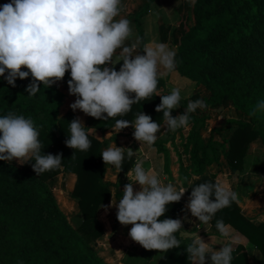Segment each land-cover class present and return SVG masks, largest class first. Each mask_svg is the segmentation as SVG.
I'll list each match as a JSON object with an SVG mask.
<instances>
[{"label":"trees","instance_id":"1","mask_svg":"<svg viewBox=\"0 0 264 264\" xmlns=\"http://www.w3.org/2000/svg\"><path fill=\"white\" fill-rule=\"evenodd\" d=\"M155 1L147 0L142 12L136 15L140 51L147 43L141 20L153 9ZM192 15L194 24L182 34L176 48V70L209 93L205 100L207 107L215 108L229 102L245 114L249 122L224 121L205 141L203 132L209 118L191 113L186 127L168 131L155 143L158 152L167 159L168 173V147L175 152L179 160V181L188 196L192 187L216 182L213 176L190 186L191 176L204 175L208 168L219 165L222 160L234 174L247 172L249 153L256 142L263 146L260 174L264 178V111L256 110L257 102L264 100V0H196ZM64 79H71L70 72ZM31 82L30 75L27 79L17 78L12 86L0 77V116L13 112L31 118L40 130L42 153L62 154L63 160L58 169L40 175L32 168L34 161L22 167L0 161V264H107L98 247V240L104 236L99 213L103 205L110 204L112 194L111 184L105 181L109 165L101 156L104 142L95 132L105 134L114 128L117 119L133 121L136 113L142 111L163 125V114L155 110L161 97L141 100L123 117L106 121L91 117L85 125L93 128L89 136L91 147L79 151L65 144L69 138V122L77 116L72 111L61 114L65 101L63 92L55 84L47 88L41 82L36 95H29L26 88ZM158 87L162 95L168 94L164 80H159ZM186 106L187 103L181 101V107L173 109L172 115L184 113ZM223 131L229 137L221 142L215 140V135H222ZM183 155L189 157L190 166L184 165ZM134 165L125 152L121 173H127ZM60 174L76 176L72 198L77 201L80 213L73 222L62 211L49 185V181ZM182 210V202H175L169 205L161 219H177ZM219 219L245 236L264 258V223L254 224L243 215L237 201L218 211L211 225L215 227ZM176 235L181 239V246L164 252L156 264H189L185 246L191 242L179 233ZM155 251L143 248L139 257L134 255L140 263L133 264H148L154 259ZM233 256L232 264H249L242 246L234 250ZM125 264L131 263L125 261Z\"/></svg>","mask_w":264,"mask_h":264},{"label":"clouds","instance_id":"2","mask_svg":"<svg viewBox=\"0 0 264 264\" xmlns=\"http://www.w3.org/2000/svg\"><path fill=\"white\" fill-rule=\"evenodd\" d=\"M121 9L122 0H11L0 5V77L15 86L17 78L31 75L26 91L34 96L41 82L51 87L70 72L69 93L76 97L71 109L105 121L126 116L141 100L160 96L161 103L155 110L163 114V125L142 111L133 121L117 119L114 126L118 132L134 127L135 140L152 146L162 129L186 127L190 114L207 108V104L189 100L184 113L172 115L185 97L179 88L162 95L158 84L176 70L177 53L165 43L154 42L144 44V54H140L137 43H128L133 36L131 21L117 19ZM121 61L117 71L115 65ZM256 110L264 111V100L257 102ZM92 131L76 117L69 122L66 146L89 150ZM39 136L40 130L31 118L13 112L0 116V161H34L32 168L37 175L58 169L62 154L42 153L44 146ZM125 151L129 159L136 153L131 148L109 146L101 156L106 165L122 171ZM126 175L130 183L124 185L122 198L116 201L112 194L111 204L102 207H115L119 223L131 225L130 238L143 248L160 253L179 248L181 239L176 234L184 237L187 232H181L183 220L161 217L169 205L181 201L187 190L178 191L172 183H164L142 162L135 163ZM137 183L141 186L138 191L134 188ZM237 199L238 193L221 182H204L192 187L186 209L207 225L218 211ZM215 227L229 243L217 249L200 236L193 238L185 246L189 264H208L209 255L211 264H232L233 245L238 238L222 219L216 221Z\"/></svg>","mask_w":264,"mask_h":264},{"label":"crops","instance_id":"3","mask_svg":"<svg viewBox=\"0 0 264 264\" xmlns=\"http://www.w3.org/2000/svg\"><path fill=\"white\" fill-rule=\"evenodd\" d=\"M10 2L11 0H0V5ZM195 2L196 0H156L153 9L141 20V25H143L145 30L147 43L162 42L176 52L182 34L194 24L192 9ZM146 3L147 0H122L121 13L120 16L117 17V19L126 18L131 21L133 36L128 43H137V51H140V41L135 25L136 15L142 12ZM140 54L142 53L140 52ZM109 66L111 67V65ZM115 67L118 71L121 66L117 64ZM161 79L166 83L167 93H169L172 88H179L181 90V95L185 97L182 101L188 103L189 100H202V98H198V96L193 94L191 90V88L200 89L201 87H198L192 81L187 82L185 80L186 78L182 77L177 70ZM67 82V80L63 79L62 81L55 83L65 95L61 114L65 115L69 111H72L86 125L91 116L86 115L80 110L73 111L71 109L70 105L75 102L76 97L69 93ZM208 97L209 94L205 95L203 101L205 102ZM192 114L197 116L207 115L209 118L207 120V129L203 132L205 141H208L211 138L212 131L218 129L220 123L224 121L242 120L249 122V120L244 118L238 119L235 114V108L232 107L229 102H225L222 106L215 108H198ZM134 131V127L130 126L120 132L112 128L105 134L95 132V135L104 142L103 151L109 146L131 148L136 152L132 157V160L135 163L142 162L145 169H152L159 175L164 183H172L178 191L180 189H185L183 184L179 181V160L175 152L168 147V173L166 172L167 159L164 154L158 152L155 144L152 146L147 144L141 145L140 142L135 140L133 136ZM167 132L168 131L162 129V133L158 134L159 138L157 141ZM187 133L188 130H186L185 135H187ZM221 134L222 135L216 134L215 140L221 142L223 138L229 137V134L224 131ZM258 144L261 145V148L253 152L252 149L250 150L249 170L247 172L234 174L229 169L227 162L222 160L219 165L208 168L204 175L200 177L191 176L189 180V185L192 186L202 179H211L215 176L216 181L221 182L226 187L238 193L237 203L241 208L243 215L251 219L256 225L264 223V178L260 174V168H262L263 165V146L261 142H256L254 145ZM182 159L185 166H190V159L188 156L183 155ZM8 162L17 167H22L24 165L18 163L16 160ZM105 181L111 184L110 191L116 201H119V199L122 198L124 185L130 183L126 173H121L120 170L112 165H109L107 169ZM75 184L76 176L69 174H60L49 181L50 187L54 191H57L56 195L58 196L61 209L70 222H72L71 218H76L80 213L77 201L72 198ZM134 188L138 191L141 186L137 183L134 185ZM112 198L113 197H111V202ZM188 199L189 196L185 192L180 201L183 204V210L178 217L183 220V229H181V232L184 230L187 231L182 238L192 242L193 238L200 236L205 242L210 243V247L217 249L222 247L223 244L229 243L228 240L219 234L217 229L212 226L210 222L209 224L204 225L199 222L198 218L191 215L190 210L186 209ZM116 212L117 209L111 207L107 210L104 208L99 213V220L104 228V236L98 240V247L101 250L102 257L107 264H125V261H129L131 264L138 263L139 261L134 258V255L139 257L142 253L143 247L130 238L128 233L131 225H121L117 220ZM185 216H187V219H184ZM230 229L232 235L238 238V242L233 245L234 250H236L237 247L242 246L246 251L249 264H264L262 252L232 226H230ZM163 253L156 250L154 259L148 264H156ZM131 255L133 257H131ZM208 264H211L210 255L208 258Z\"/></svg>","mask_w":264,"mask_h":264},{"label":"rangeland","instance_id":"4","mask_svg":"<svg viewBox=\"0 0 264 264\" xmlns=\"http://www.w3.org/2000/svg\"><path fill=\"white\" fill-rule=\"evenodd\" d=\"M187 82H191L189 79H185ZM198 88V87H197ZM191 90H192V93L193 94H195L196 96H198V98H202V100H203V98L205 97V95H208L209 93L204 89V88H200V89H196V88H191ZM235 114L237 115V117H238V119L240 118V119H242V118H244V119H247V120H249V118L245 115V114H243V113H241V112H239V111H237L236 109H235ZM227 116H229L228 114H226ZM220 125H221V123H220ZM206 131V130H205ZM177 145H178V147H180V145H181V141H180V139L178 138V140H177ZM259 148H261V145L260 144H258V145H253V147L251 148L252 149V152L253 151H255V150H258ZM17 161V160H16ZM18 162V161H17ZM19 163V162H18ZM55 194H57V191H55ZM62 195V194H61ZM57 196V195H56ZM57 198H58V196H57ZM59 200V199H58ZM71 221L73 222L74 221V218H71Z\"/></svg>","mask_w":264,"mask_h":264}]
</instances>
